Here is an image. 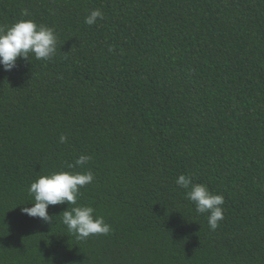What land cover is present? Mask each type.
<instances>
[{"label":"trees","instance_id":"1","mask_svg":"<svg viewBox=\"0 0 264 264\" xmlns=\"http://www.w3.org/2000/svg\"><path fill=\"white\" fill-rule=\"evenodd\" d=\"M25 19L59 43L0 65V264H264V0H0V27ZM60 170L94 173L78 204L110 234L22 214ZM182 174L224 196L215 231Z\"/></svg>","mask_w":264,"mask_h":264},{"label":"clouds","instance_id":"2","mask_svg":"<svg viewBox=\"0 0 264 264\" xmlns=\"http://www.w3.org/2000/svg\"><path fill=\"white\" fill-rule=\"evenodd\" d=\"M103 19V12L94 9L84 18V22L91 26ZM58 43L59 37L53 27L38 24L32 19L20 20L10 27H0V65L4 71L10 72L17 67L18 60L29 61L30 56L36 60H51L57 54ZM59 142L66 143L67 137L61 135ZM91 159L89 155H81L74 164H69L68 168H84ZM94 180L95 176L91 170H60L41 175L28 189L29 196L34 200V203H31L33 206L22 207L21 212L50 225L54 216L49 214V207L67 203L72 207H68L59 217H62L67 231L78 241L108 235L112 228L105 218L97 215L94 207L78 204L81 189L92 184ZM175 183L188 190L187 199L195 205L198 214L206 215L210 229L215 231L219 222L224 219V196L211 192L204 184H193L191 176L182 174Z\"/></svg>","mask_w":264,"mask_h":264}]
</instances>
